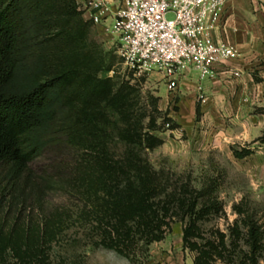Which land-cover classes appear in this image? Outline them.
<instances>
[{
	"label": "trees",
	"instance_id": "16d2710c",
	"mask_svg": "<svg viewBox=\"0 0 264 264\" xmlns=\"http://www.w3.org/2000/svg\"><path fill=\"white\" fill-rule=\"evenodd\" d=\"M81 18L77 0H0V264H51L60 223L36 204L57 185L35 181L30 165L47 150L65 146L92 156L73 186L91 198L97 246L127 256L140 244L160 242L177 212L189 217L185 243L197 228L201 194L184 187L159 198L154 175L136 148L153 150L161 140L131 110L133 89L116 87L108 76L112 67L103 68L86 44L88 26ZM102 70L105 76L99 77ZM114 139L126 147L121 159L112 155ZM258 142L264 145V134ZM233 154L242 160L253 151ZM249 238L254 264L255 228ZM210 260L204 252L196 264Z\"/></svg>",
	"mask_w": 264,
	"mask_h": 264
},
{
	"label": "rangeland",
	"instance_id": "374dc122",
	"mask_svg": "<svg viewBox=\"0 0 264 264\" xmlns=\"http://www.w3.org/2000/svg\"><path fill=\"white\" fill-rule=\"evenodd\" d=\"M174 18L173 14L167 15L168 20ZM81 20L88 26L86 44L93 49L103 68L112 67L108 76L116 87L127 84L133 89L131 110L135 117L142 118L143 127L150 123L151 133L161 140L162 144L153 150L136 148V153L154 175L159 198L172 196L186 187L201 194L197 207L201 214L196 231L191 233L187 243L184 231L189 217L183 219V213L177 212L160 242L148 247L140 244L127 256L97 246L100 232L95 228L93 217H89L91 198L73 186L92 156L70 146L61 151L49 149L30 169L35 181L52 180L57 185L55 190L42 194L41 203H31L42 207V215L56 218L60 223L49 251L51 264H166L167 260L196 264V259L204 252L210 254V264H253L250 260L253 253L249 238L251 228L258 232L259 243L254 264H264V145L258 142L264 134V124L252 130L245 144L236 138L225 146L205 142L204 131L190 133L192 124L180 122L179 99L169 91L162 73L136 75L126 67L116 53V44L102 28ZM104 76L102 70L99 77ZM167 123L172 124L170 130ZM231 126L230 135L235 137L240 132L238 125ZM119 128L115 119L112 124L115 137ZM110 147L115 159H121L126 151L117 139ZM243 149H250L253 154L242 160L235 158L233 151ZM5 207V211L8 210ZM12 212L16 214V210ZM193 246L197 248L192 249Z\"/></svg>",
	"mask_w": 264,
	"mask_h": 264
},
{
	"label": "built area",
	"instance_id": "2783aa9c",
	"mask_svg": "<svg viewBox=\"0 0 264 264\" xmlns=\"http://www.w3.org/2000/svg\"><path fill=\"white\" fill-rule=\"evenodd\" d=\"M227 2L77 0L83 20L102 28L127 68L138 76L162 73L174 97L185 72L194 70L204 80L216 65L239 57L233 46L214 37ZM168 14L174 20H168ZM199 100L206 102L203 95ZM171 126L166 125L169 130Z\"/></svg>",
	"mask_w": 264,
	"mask_h": 264
},
{
	"label": "crops",
	"instance_id": "0c3cea01",
	"mask_svg": "<svg viewBox=\"0 0 264 264\" xmlns=\"http://www.w3.org/2000/svg\"><path fill=\"white\" fill-rule=\"evenodd\" d=\"M214 37L233 46L239 57L216 65L204 80L194 70L180 77V122L192 124L190 133L204 131L205 142L216 147L233 138L245 144L252 130L264 124V0H228ZM200 95L206 98L204 104ZM231 125H238L235 137L230 135Z\"/></svg>",
	"mask_w": 264,
	"mask_h": 264
}]
</instances>
